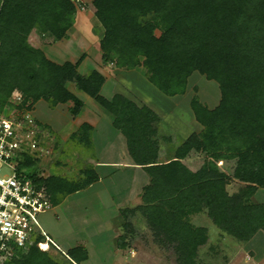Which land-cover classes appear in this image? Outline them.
Here are the masks:
<instances>
[{"label": "trees", "instance_id": "obj_1", "mask_svg": "<svg viewBox=\"0 0 264 264\" xmlns=\"http://www.w3.org/2000/svg\"><path fill=\"white\" fill-rule=\"evenodd\" d=\"M93 5L104 29V63L128 71L144 68L150 83L169 97L185 95L195 72L218 83L217 108L209 109L197 96L191 101L202 132L184 140L174 160L160 164L154 111L124 95L104 98L105 78L98 71L79 73L85 56L59 65L30 43L34 30L55 42L67 38L77 13L73 0H0L2 101L18 90L23 107L33 109L42 100L52 107L73 103L70 112L77 117L84 103L68 89L74 84L112 114L130 156L150 178L142 205L124 213L120 247H127L134 232L130 213L145 218L154 240L172 248L178 264H199L200 249L209 242L208 228L193 224L195 215H206L220 232L243 244L264 233V203L252 201L264 188V0H94ZM91 130L82 125L72 140L90 147ZM192 154L204 157L196 172L183 163ZM41 163L26 156L20 168L47 186L54 206L99 180L92 166L75 180L31 171ZM220 163H229V172ZM233 181L242 186L230 194ZM67 255L70 259L59 261L33 246L18 251L12 264H81L88 257L81 246Z\"/></svg>", "mask_w": 264, "mask_h": 264}, {"label": "crops", "instance_id": "obj_2", "mask_svg": "<svg viewBox=\"0 0 264 264\" xmlns=\"http://www.w3.org/2000/svg\"><path fill=\"white\" fill-rule=\"evenodd\" d=\"M92 2H94V0H92ZM84 12L78 10L77 13L75 14L72 21L73 26L68 31L67 38L59 41V44H61V50L57 49L56 46L58 45L41 46L40 45L41 38L37 39L38 41H36V44L33 43L31 44L35 48L41 49L49 60L59 65H63L66 62H71L74 64L77 63L81 59V57L84 56L82 53V51H84V53H86V56L81 62V65L79 66L78 69L79 73H80V68L82 67V65L85 64L88 53L89 56L94 55L93 53H91L92 52L91 48L93 47V50L96 53V58H98V60H100L101 58V62L99 61L101 68L93 69L91 70L90 73H92L93 71H98L105 78V84L102 88L101 95L109 100H111L117 94L124 95L129 99L133 100L134 102H136L139 106L146 105L152 111H154L159 117V122L155 133V137L159 141V147H160L158 153L159 155L158 161L160 164L171 162L172 160L175 159L177 147L184 140L188 139L191 135L202 132L203 130L202 125L197 122L196 118L195 120L197 123H194V125L190 123V126L192 128L191 127L187 128L183 124L184 119L181 118L178 113V109L183 105L182 98H179L182 95L172 97L171 99H161V97H159V95H157V93H155L153 89H150V87H147L145 84H142L144 87L142 88L141 86L140 90H138L137 92L131 93L132 95L131 98L127 96L123 91H120L119 93H115V91L117 90H114L113 93L115 94L111 98H108V96L105 97L103 95V90L108 85L111 84L113 88L121 89V85H116L114 82H118V84H120L125 80L128 79L131 80V78H133L134 75L136 76L139 73L136 72V69L128 71L124 69L114 68L111 63L106 64L103 62L100 42L104 37V29L96 19L95 16L96 11L90 14L88 20H85L86 22L82 20L83 22L81 23L80 21L82 18L81 16ZM87 21H89V23H87ZM94 21L96 23H94ZM78 26H81L82 28L86 29L85 31H87L89 33V36L91 37L89 38L87 36H83L84 34L81 35L77 29ZM97 29H99V32H96ZM36 33H38L37 30H34L32 32L30 36V40L31 38H33L34 34L36 35ZM74 33L79 34L78 35L79 39L73 37ZM96 33H98V35H96ZM92 37H94V40L92 39ZM81 39L82 40L84 39V42L86 44L85 49H79L73 52L70 46H75L74 44H79ZM95 39L98 42L97 44ZM61 55H63L64 58L62 60L55 61L56 59H59ZM52 57L55 58V60H53ZM67 59H69V61H67ZM89 74H85V75L81 74V75L88 76ZM139 82H142V78L140 79ZM72 92L78 98L82 99L84 103V107L82 108L80 114L77 117H74L70 112V108L73 106V103L60 104V105H67L68 112L70 113L74 121L72 128L77 129V130H72L73 131L72 134H70L71 133L70 132L67 137H70L74 133L79 132L82 125H88L89 127H91L92 130L89 134L91 145L89 148L93 150L91 154L93 156L89 158L87 163L88 166L93 167L94 171L99 176V180L98 182L94 183L87 189L69 195L61 204L53 207L58 212V210H61L60 208L64 206V204L69 203L70 213L72 218L75 220L76 223H79L81 225H82V217H81L82 214L90 215L92 220L90 221L87 220L85 222L89 226L82 227L83 228L82 230H84L82 234L85 235L86 239L81 240V242L78 241L76 242V244H70V245L66 244L67 247H69V249L65 251L64 249H62L61 245L57 241H55V239L60 240L62 239V237L58 236L59 234L57 235V233L54 232L53 228L49 227L50 229L49 233L52 232L56 238L53 239L52 235L50 237L59 245V247L65 253H68L69 250L75 249L77 247L80 246L83 247L88 257L81 264H90L93 256L97 258L101 257L100 262L102 263L103 262L102 258L107 257L108 255L112 256V259L108 264H142L141 262H139V259H137L139 257L138 255H146L147 253H145V251L144 252L140 251V249L139 250L135 249L134 243L131 244L132 241L136 242L141 235V233L139 232V230L135 225V223L141 221V218L139 217H141L142 215L140 213L131 216V213L129 212L131 217L129 222L132 223L134 227V232L129 234V236L127 237L126 248H122L119 246V239L122 235H124V225L127 222L124 214L125 211L136 209L138 206L142 205L143 203L142 194L145 187H147L150 184V178L142 167L135 164L134 160L130 156L126 137L114 127L113 124L114 117L112 116V114L109 113L104 107L98 104L94 99H92L87 94L81 91H80L81 93H76L74 92V90H72ZM87 96L90 97V99L96 103L92 101H88L90 99H88ZM83 98H85L86 100L88 99L87 102H85L86 100L84 101ZM219 104L220 102L218 103L217 106H215V108H217ZM158 105L163 109L164 107H166L167 109L165 110L166 112L163 110L161 111L158 110ZM168 105L172 106V108H168ZM215 108L212 109L209 108V109L213 110ZM170 130H172L173 132L174 131L180 132L182 130L183 136L178 138L177 143L174 141V139H172L171 136H167V137L165 136L168 135L167 133ZM163 137L166 140H163L162 139ZM165 141L167 145L164 143ZM56 148L57 145L55 147V150H57ZM60 151H62V149H60ZM192 155L193 156L183 161V163L187 164L192 171L196 172L199 169V166L194 165L193 160L196 159L198 161L199 159L201 158L203 159L204 157L201 154H192ZM41 162L42 165L44 164L45 161H41ZM222 166L223 168H225V167H229L230 164L225 163L221 165V167ZM260 191L264 192V188H260L258 192ZM235 192L237 191L234 190L232 193ZM258 192L256 194H258ZM83 195H85V197L79 200L78 197ZM72 198L73 199L78 198V199H76L77 201L75 200L71 201ZM78 202H81V207L78 204ZM256 204H262V203H256ZM96 205H98L99 207V213L92 212V210L94 209V207H96ZM82 211H85L86 213ZM95 214H97V216H95ZM195 216L192 217V220L194 219ZM57 218L58 220H60L58 215ZM143 219L145 220L144 217ZM71 227L68 226V229ZM199 227H203V226H199ZM107 235H109L108 239L110 240L109 244L111 245V247L108 250H107L108 244L106 243L107 240H105V242L102 243V241L107 237ZM221 236H223V234ZM210 240H211V236L209 235V242ZM157 245L163 250V252L167 253V251L169 250L168 248L159 245L158 243Z\"/></svg>", "mask_w": 264, "mask_h": 264}, {"label": "rangeland", "instance_id": "obj_3", "mask_svg": "<svg viewBox=\"0 0 264 264\" xmlns=\"http://www.w3.org/2000/svg\"><path fill=\"white\" fill-rule=\"evenodd\" d=\"M77 11L80 10L81 12H84L82 14L81 23L82 20H88V17L92 12L94 13L95 7H93L92 0H74ZM86 22V21H85ZM80 23V25H81ZM89 23V21H87ZM94 23H96L94 21ZM79 33L83 36L91 37L89 36V33L85 31L86 29L82 28L81 26H78ZM102 29V28H101ZM96 32H99V29L96 30ZM79 34H73V37L76 39L78 38ZM98 35V33H96ZM156 35L159 37L161 36V32L157 31ZM41 36V37H40ZM41 38V46H50V45H58L56 46L57 49L61 50V44L59 42H55L52 38L42 35L41 33L34 34L33 38H31V42L33 44H36L37 39ZM36 39V40H35ZM79 39V38H78ZM94 40V37H92ZM96 44L98 43L95 39ZM101 43V42H100ZM92 44V43H91ZM75 46H70L72 51H77L79 49H85V42L84 39L80 40L79 44H74ZM65 49V48H63ZM97 49V46H96ZM67 50V49H66ZM91 53L94 55H90L88 53L87 59L85 61V64L82 65L80 68V74L85 75L89 74L91 70L93 69H99L100 64L98 58H96V53L93 50V47L91 48ZM86 52V51H85ZM83 55L86 56V53L82 51ZM81 53V54H82ZM49 55V54H48ZM64 58L63 55L59 57V59H56L52 57L53 60H62ZM82 58V57H81ZM69 61V59H67ZM59 62V61H58ZM110 64V63H109ZM114 68H117L115 64H112ZM137 74L134 75L133 78L125 80L118 84V82H114L116 85H121V89L119 88H113V86L108 85L103 90V95L105 97L108 96V98H111L114 96L115 93H119L120 91L125 92L127 96L131 98V93L137 92L140 90L141 86L144 87L142 84H145L147 87H150V89H153L161 99H171L172 97L166 96L163 94L158 88H156L152 83L149 82L146 70L144 68H138L136 69ZM135 73V72H134ZM142 75V76H140ZM142 78V82H139ZM123 80V79H122ZM120 82V81H119ZM113 85V84H112ZM69 90H74L76 93H81L74 84L68 85ZM127 89V90H125ZM114 90H117L114 92ZM194 96H197L198 99L206 105L209 108H215V106L218 105L221 99V91L219 88V85L215 81L208 80L205 76L201 75L200 73L195 72L189 79L188 88L185 95H182L179 98H182L183 105L178 109L179 116L183 118V124L190 128V123L194 125V123H197L191 108V100L194 98ZM88 97V96H87ZM81 99V98H80ZM84 101L86 100L83 98ZM90 99V97H88ZM87 99V100H88ZM82 100V99H81ZM87 100L85 102H87ZM92 101L93 100H88ZM161 101V100H160ZM96 103V102H94ZM97 105V104H96ZM165 106V105H164ZM99 107V106H98ZM168 108H172V106L168 105ZM158 110H167L166 107L164 109L158 105ZM33 111V117L37 121V123L44 128V126L49 129L50 133L48 135V138L50 139V142L54 145V152L52 157L45 161L42 165H37L34 167V169H31V171H39L43 176H51V175H59L71 180L78 179L81 174V170L88 167V160L93 152V150L85 145H80L78 142H75L72 140V135L70 137H67L68 134H72V130H77L73 127V118L68 112L67 105H58L57 107L50 106L46 101H40L37 103V105L34 106L32 109ZM166 112V111H165ZM176 112V111H175ZM107 115V114H106ZM109 116V114H108ZM191 118V120H190ZM197 125V124H195ZM192 128V127H191ZM167 136H171L172 139L177 143L178 138L183 136L182 130L179 132L170 130ZM163 140H166L164 137ZM166 145V141L164 142ZM161 144V143H160ZM57 145V150H55V147ZM162 145V144H161ZM163 146V145H162ZM62 149V151H60ZM194 165L200 166L202 165V162L204 161V158L199 159L198 161L195 159ZM220 165H222L220 163ZM225 171L229 172L228 168H224ZM238 182L233 181L232 184H230L227 187V190L229 193H232L234 190L238 191L239 188L242 186L241 184H237ZM237 185V187H236ZM233 194V193H232ZM85 195L78 197L79 200L83 199ZM76 198V199H78ZM76 199H71V201ZM78 200V201H79ZM97 200V199H96ZM252 201L255 203H263L264 202V192L260 191L258 194L254 195L252 198ZM78 204L81 207V202H78ZM72 205V204H71ZM54 209V208H53ZM52 209V210H53ZM61 210H51L50 212L43 214L40 216L39 220L46 231L49 233L50 228H53L54 232L57 233L58 236H61L62 239L58 240L55 239V235L52 233H49L50 236H53V239L57 241L62 249L67 251L69 247H67L66 244H76V242H81V240H85V235L82 234L84 230H82L83 226H89L85 222L88 220H92L90 215L82 214V225L79 223H76L75 220L72 218L70 213V204H64L60 208ZM57 212V213H56ZM86 213L85 211H82ZM92 212L99 213V207L96 205ZM60 218L58 220L57 215ZM97 216V214H95ZM94 217V216H93ZM141 218V221H138V223H135L137 229L141 233L139 239L134 242L132 241L131 244L134 243L135 249L147 253L146 255H138L139 262L142 264H178L177 262V255L175 251L172 248H168L169 250L166 252H163V250L157 245V242L153 240L152 232L143 217ZM69 221V222H68ZM194 225L203 226L208 228L209 235L211 236L210 242H208L204 247L200 249L198 262L199 264H264V233L260 232L252 241H250L247 244H243L240 242L235 241L232 237L228 235H224L222 232H220L211 222V220L206 215H198L195 216L192 220ZM68 226H72L68 229ZM71 229V230H70ZM49 230V231H48ZM150 230V231H149ZM223 234V236H221ZM108 236L102 241V243L106 241L107 250L111 247L109 244L110 240L108 239ZM147 251V252H146ZM51 256H53L55 259L59 261H65L64 256L57 250H51L50 252ZM112 259V256L103 257V262L101 263V257L97 258L95 256L92 257V261L90 264H108ZM98 261V263H97Z\"/></svg>", "mask_w": 264, "mask_h": 264}, {"label": "built area", "instance_id": "obj_4", "mask_svg": "<svg viewBox=\"0 0 264 264\" xmlns=\"http://www.w3.org/2000/svg\"><path fill=\"white\" fill-rule=\"evenodd\" d=\"M23 102L18 90L5 102L0 96V264H12L18 251L33 246L46 253L57 250L70 259L39 220L54 207L47 186L27 177L28 168H20L26 156L47 161L54 152L48 131Z\"/></svg>", "mask_w": 264, "mask_h": 264}]
</instances>
